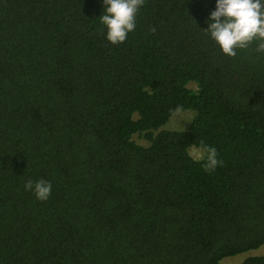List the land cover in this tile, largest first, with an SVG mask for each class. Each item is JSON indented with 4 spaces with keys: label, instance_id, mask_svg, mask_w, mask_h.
<instances>
[{
    "label": "trees",
    "instance_id": "1",
    "mask_svg": "<svg viewBox=\"0 0 264 264\" xmlns=\"http://www.w3.org/2000/svg\"><path fill=\"white\" fill-rule=\"evenodd\" d=\"M214 6L143 0L113 44L102 0H0V264H264V53Z\"/></svg>",
    "mask_w": 264,
    "mask_h": 264
},
{
    "label": "clouds",
    "instance_id": "2",
    "mask_svg": "<svg viewBox=\"0 0 264 264\" xmlns=\"http://www.w3.org/2000/svg\"><path fill=\"white\" fill-rule=\"evenodd\" d=\"M102 4L100 23L106 27V39L113 44L123 42L135 28L136 14L143 0H102ZM205 23L207 34L224 54L234 56L237 49H245L253 41L256 51L264 53V0H215ZM202 152L207 154V170L222 163L213 147L203 146ZM24 188L43 201L50 196L52 185L43 178L28 179Z\"/></svg>",
    "mask_w": 264,
    "mask_h": 264
},
{
    "label": "rangeland",
    "instance_id": "3",
    "mask_svg": "<svg viewBox=\"0 0 264 264\" xmlns=\"http://www.w3.org/2000/svg\"><path fill=\"white\" fill-rule=\"evenodd\" d=\"M190 86L195 87L194 84H191ZM192 117H193V112L191 110L183 111V112H177V113H175L174 116H172L170 118V120L166 124V127L169 129H176V130L187 129ZM135 139L140 143H146L145 139H143L137 135L135 136ZM190 152H191V155L195 158H201L204 155V152H202V150L200 148L195 147V146H192L190 148ZM261 247H264V246H261ZM263 251H264V248L263 249L261 248L259 250H255L252 252L259 253V252H263ZM246 253H248V252H246ZM246 253L227 257L223 260V263L224 264H239L247 256ZM249 253H251V252H249Z\"/></svg>",
    "mask_w": 264,
    "mask_h": 264
}]
</instances>
